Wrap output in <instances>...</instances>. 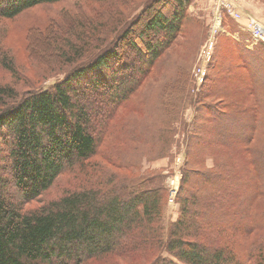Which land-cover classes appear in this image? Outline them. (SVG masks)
<instances>
[{
    "label": "trees",
    "instance_id": "1",
    "mask_svg": "<svg viewBox=\"0 0 264 264\" xmlns=\"http://www.w3.org/2000/svg\"><path fill=\"white\" fill-rule=\"evenodd\" d=\"M61 1L0 0V21ZM194 1L147 0L118 22L115 40L100 50L97 46L105 41L92 33H86L89 43L82 51L73 54L61 46L70 61L83 59L85 49L98 51H90L48 89L0 87V264H264V245L258 250L254 244L246 249L240 245L242 235L257 230L252 207L258 196L264 197V147L258 146L261 101L246 107L240 98L264 85L246 61L248 45L241 54L251 91L237 95L231 111L217 108L186 142L178 221L165 217L162 226L165 193L159 175L147 176L140 187L127 176L131 174L108 170L109 164L132 172L136 160L115 163L105 158L107 166L95 160L115 113L181 33ZM95 40L96 47L91 45ZM122 45L135 53L133 61L123 56ZM0 68L15 72L2 41ZM236 69H231L234 75ZM233 87L227 91L240 94ZM92 93L104 95L99 108L89 101ZM182 93L177 88L173 94L177 110L184 104ZM166 104L170 106L162 103L163 118L158 116L163 124L156 129L120 125L128 133L126 141L135 144L128 145L129 153H141L138 144L145 134L149 140L154 136L155 149L161 146L159 152L167 153L171 125L179 114ZM255 141L258 147L251 148ZM207 157L213 159L212 171L200 170ZM65 175L72 179L62 194L42 201ZM196 186L212 193L196 197Z\"/></svg>",
    "mask_w": 264,
    "mask_h": 264
},
{
    "label": "rangeland",
    "instance_id": "2",
    "mask_svg": "<svg viewBox=\"0 0 264 264\" xmlns=\"http://www.w3.org/2000/svg\"><path fill=\"white\" fill-rule=\"evenodd\" d=\"M145 2L147 0H64L39 5L12 20H1L0 41L14 62L15 72L9 73L0 68V87L11 85L21 92L33 88L52 87L74 67L82 64L90 56L88 55L90 51L96 52L112 43L118 33V22L129 19ZM102 24L104 26H101ZM255 24L264 26V0H195L187 8V22L181 33L170 44L160 62L154 66L149 77L122 104L113 117L109 128L110 134L105 136L99 156L95 160L106 166L110 157L115 163L119 159L125 163L136 160L139 164L132 172H128L127 169L119 170L109 164L108 170L109 173L113 172L118 176L131 174L127 176L132 177V181L140 187L147 176L159 175L160 185L165 193L166 213L162 218V226L165 217L168 222L174 223L181 216L177 195L182 180L188 138L217 108L223 107L229 112L233 109L232 100L237 101L235 98L237 95H241L242 91L245 94L248 90L251 91L249 72L243 66L241 54L245 45H248L245 47L249 51L247 49L244 51L250 53L248 59L246 56L244 58L250 62L251 67L256 68L264 83V42L255 43L254 46L250 44L253 41L251 28ZM86 33L94 34L98 41H105L104 44L97 46L98 42L93 41L91 45L97 46L98 50L85 49L87 54L80 60H77V55L72 61L67 56L63 57L61 46L69 51L73 50V54L76 49L82 51V46L89 43ZM211 44H213L211 57L206 60L204 53ZM259 44L262 46H258ZM55 45L58 47L57 50ZM124 48L121 52L123 56L133 61L135 53ZM254 55L259 59L262 56V60L255 59ZM237 66L239 69H236L234 75L231 69ZM201 68L206 73L204 82H199ZM229 73H232L230 79L227 78ZM233 86L239 88L240 94L227 91ZM177 88L180 92L183 89L180 98L184 104L180 110H177V105L172 107L176 98L173 94ZM100 91L101 94L105 93V89ZM100 93H92L89 98L97 108L104 96ZM240 98L246 107H250L252 102L258 101L260 104L261 101L258 146L264 147V85L252 94L246 96L242 94ZM85 99L88 101V97ZM162 103H169L170 106L166 104L165 107L179 114V117L176 116L179 120L171 125L173 131L167 153L159 152L161 146L155 149L154 144L158 142L154 141V136L149 140L146 134L138 144L141 153H137L136 156L134 152L129 153L128 145L135 144L126 141L125 136L128 133L120 125L133 124L140 129L143 127L156 129L162 123H159L158 118L159 115L163 118ZM253 145L258 147L256 141L250 147L254 148ZM256 151L260 153V150ZM200 170H214L213 159L207 157L205 164L200 165ZM71 179V175L63 176L55 188L42 197V201L59 197L71 183ZM261 190L264 192V187ZM172 191H176L173 202ZM193 193L199 197L212 191L201 190L196 186ZM252 211L256 217L257 230L249 236L242 235L240 245L246 249V246L251 247V244H254L258 250L260 245H264V197H257ZM212 220L211 217L210 221ZM236 242L238 244L239 240Z\"/></svg>",
    "mask_w": 264,
    "mask_h": 264
},
{
    "label": "built area",
    "instance_id": "3",
    "mask_svg": "<svg viewBox=\"0 0 264 264\" xmlns=\"http://www.w3.org/2000/svg\"><path fill=\"white\" fill-rule=\"evenodd\" d=\"M233 16L235 15L234 13H231ZM252 35H253V41L250 43L252 46H254L255 43H258L260 41L264 42V26L255 24L252 28ZM254 42V43H253ZM257 45V44H256ZM213 49V44L209 45V47L206 48L205 53H204V59L207 58L206 60L210 59L211 53ZM201 76L199 82H204L206 73L203 72L202 68L199 70V77ZM176 194V191H172V196H171V202H173V198Z\"/></svg>",
    "mask_w": 264,
    "mask_h": 264
}]
</instances>
